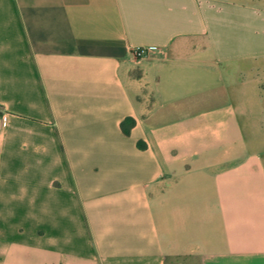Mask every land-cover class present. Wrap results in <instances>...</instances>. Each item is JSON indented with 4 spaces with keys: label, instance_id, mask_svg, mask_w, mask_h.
I'll list each match as a JSON object with an SVG mask.
<instances>
[{
    "label": "crops",
    "instance_id": "0c3cea01",
    "mask_svg": "<svg viewBox=\"0 0 264 264\" xmlns=\"http://www.w3.org/2000/svg\"><path fill=\"white\" fill-rule=\"evenodd\" d=\"M0 264H264V0H0Z\"/></svg>",
    "mask_w": 264,
    "mask_h": 264
},
{
    "label": "built area",
    "instance_id": "2783aa9c",
    "mask_svg": "<svg viewBox=\"0 0 264 264\" xmlns=\"http://www.w3.org/2000/svg\"><path fill=\"white\" fill-rule=\"evenodd\" d=\"M153 51H154V47H147V48H142V49H136V50H134L133 54H134V56L141 59L143 57L148 56Z\"/></svg>",
    "mask_w": 264,
    "mask_h": 264
}]
</instances>
